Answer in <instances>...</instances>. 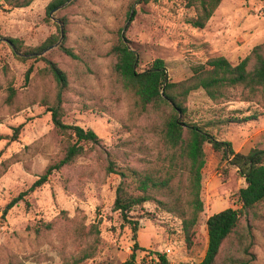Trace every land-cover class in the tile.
<instances>
[{"label": "rangeland", "instance_id": "obj_1", "mask_svg": "<svg viewBox=\"0 0 264 264\" xmlns=\"http://www.w3.org/2000/svg\"><path fill=\"white\" fill-rule=\"evenodd\" d=\"M49 2L32 0L10 9L0 0V27L20 40L24 50L51 36L60 39L43 55L25 60L0 40V264H74L86 253L91 257L80 264H127L134 243L142 250L134 252L129 264H139L145 251L167 254L174 262L200 263L207 246V218L227 208L240 209L237 193L245 186L244 178L222 151L205 144L203 212L191 246L186 247L181 219L158 204L176 208L173 202L179 196L186 208L185 174L175 177L170 191H153L154 199L132 209L129 218L137 224L133 237L131 227L113 210L115 191L127 168L162 176L166 148L161 130L167 109L137 110L135 98L113 71L112 47L123 36L136 54L137 71L161 59L168 79L180 82L192 75L193 66L210 58L236 64L263 44L264 0H221L202 29L187 23L197 12L189 0H71L47 14ZM53 19L62 24V38ZM61 45L76 58L66 56ZM46 61L63 72V89ZM59 92L64 124L92 130L98 142L84 144V153L53 173L27 197L28 204L20 202L3 214L13 198L63 155L65 141L47 111ZM185 105L184 121L204 126L218 141L229 142L235 153L264 150V94L244 99L240 90H233L229 101L217 103L199 89L188 95ZM253 115L246 122H224ZM124 184L132 192L134 184ZM237 234L224 241L217 264H232L230 258L264 264V202L252 212H241Z\"/></svg>", "mask_w": 264, "mask_h": 264}, {"label": "trees", "instance_id": "obj_2", "mask_svg": "<svg viewBox=\"0 0 264 264\" xmlns=\"http://www.w3.org/2000/svg\"><path fill=\"white\" fill-rule=\"evenodd\" d=\"M31 1L2 0V3L13 9L26 7ZM68 1L50 0L46 8L47 14ZM189 2L197 12L195 17L187 20V23L193 28L202 29L221 0H189ZM1 6L2 4H0ZM52 26L57 30V24ZM0 40L6 41L13 53L22 60H25L27 56L43 55L47 49L56 46L58 41L57 36H51L38 47L24 50L22 42L9 37L4 27H0ZM125 41L123 36H120L118 43L112 47V53L116 58L113 71L118 76L122 87L135 98V107L139 112L145 113L149 107H165L167 109L161 130V138L166 151L162 159L164 166L160 171L162 176H154L158 171H138L131 168L120 173L123 181L115 191L113 210L120 214L123 223L131 227L133 237H135L137 224L129 218L132 209L154 199L153 191H170V183L175 177L185 174L188 182L186 186L187 199L184 202L186 208L181 207L180 197L174 198V195L173 204L179 205L176 208H171L161 201L158 204L166 207L167 212L175 213L181 219L185 244L186 247H190L194 228L203 212V203L200 200L201 173L205 165L203 147L205 144H209L213 151H222L224 159L237 168L245 181V186L237 193L240 209L227 208L209 216L205 222L207 246L199 264H217L216 260L222 244L230 235L237 234L241 212H252L264 202V150L253 149L247 154L235 153L229 142L218 141L205 130L204 126L200 127L197 124L184 121L187 111L185 104L188 95L199 89L210 100L217 103L229 101V95L233 90H240L244 99L262 96L264 94V43L254 47L247 57L236 64L230 63L224 57L210 58L203 64L193 66L192 75L188 79L174 83L168 79L166 65L161 59L154 60L148 69L137 71L136 54L125 44ZM59 49L66 56L76 58L70 49L64 48L62 45ZM46 63L56 84L60 90L63 89L66 86L63 72L55 63L51 61H46ZM47 111L51 115L55 132L65 141L63 155L51 162L25 192L13 198L5 206L3 214L20 202L28 204L27 197L46 184L53 173L71 165L84 153V144L98 142V137L92 130H84L77 125L64 124L60 92L56 95L55 103ZM255 117L253 115L248 118H228L224 122L241 123ZM207 125H211V123ZM110 171L113 172L112 168ZM125 180H130L134 184L132 192L128 191V187L124 184ZM246 228L248 229L249 226L246 225ZM136 250L142 249L137 243H134L129 262L134 260ZM90 257L91 254H83L74 261V264H80ZM229 262L247 264V261L238 258H230Z\"/></svg>", "mask_w": 264, "mask_h": 264}, {"label": "built area", "instance_id": "obj_3", "mask_svg": "<svg viewBox=\"0 0 264 264\" xmlns=\"http://www.w3.org/2000/svg\"><path fill=\"white\" fill-rule=\"evenodd\" d=\"M139 264H199L193 261H170L167 254L156 252H143Z\"/></svg>", "mask_w": 264, "mask_h": 264}, {"label": "water", "instance_id": "obj_4", "mask_svg": "<svg viewBox=\"0 0 264 264\" xmlns=\"http://www.w3.org/2000/svg\"><path fill=\"white\" fill-rule=\"evenodd\" d=\"M70 1H71V0H69V1H68L66 4H64L63 6L57 8V9H55V10H52L50 13H53V12H55V11H58V10L62 9V8L65 7L67 4H69ZM53 20L59 25V29H60V38H62V35H63L62 24H61L59 21H56L55 19H53ZM58 42H60V39H59ZM52 48H53V47H50V48L47 49L46 51H48V50H50V49H52ZM40 55H41V54H40ZM40 55H39V56H40Z\"/></svg>", "mask_w": 264, "mask_h": 264}]
</instances>
